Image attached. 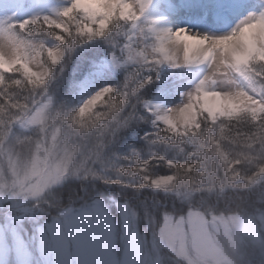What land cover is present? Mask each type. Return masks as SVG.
I'll return each instance as SVG.
<instances>
[{
    "label": "clouds",
    "instance_id": "clouds-1",
    "mask_svg": "<svg viewBox=\"0 0 264 264\" xmlns=\"http://www.w3.org/2000/svg\"><path fill=\"white\" fill-rule=\"evenodd\" d=\"M69 2L51 0L31 20L0 13L30 53L13 59L14 41L0 34V54L13 61L0 73L5 264H22L7 243L22 235L35 248L28 264H264V114L200 111L192 126L168 123L187 102L157 99L165 73L183 65L180 46L158 40L143 19L117 17L97 38L82 11L59 14ZM243 22L264 30V0ZM96 48L99 57L86 60ZM101 61L109 72L82 91ZM248 70L264 84V58ZM199 72L222 91L247 86L219 56ZM165 220L170 234L160 231ZM49 233L77 236L87 257L65 259L51 243L46 250Z\"/></svg>",
    "mask_w": 264,
    "mask_h": 264
},
{
    "label": "rangeland",
    "instance_id": "rangeland-1",
    "mask_svg": "<svg viewBox=\"0 0 264 264\" xmlns=\"http://www.w3.org/2000/svg\"><path fill=\"white\" fill-rule=\"evenodd\" d=\"M117 1L119 0H103L98 3H94V5H81L77 0H70L71 7L69 9V13L65 16L71 15L75 10L82 11L89 19L90 23L96 25V29H104L108 25L112 24V21L115 19L117 14ZM123 5L120 9V12L129 11L132 15H139L143 20H150L145 29L149 31H154V20L161 16L162 9H164L166 0H151L149 7L146 10L141 9V5L145 3V0H120ZM68 3V4H69ZM247 5L252 6V8H256L258 6V0H238L235 5ZM66 4V5H68ZM65 6V5H64ZM51 8V0H21L20 4L12 3L11 0H0V13L8 12L13 15L14 18L24 19L26 16L34 15V14H43L50 10ZM157 15V16H155ZM0 34L7 36L9 40L14 41V54L13 59H22V61L27 62L30 59V53L27 44L21 41L18 37H15L14 33L5 30V26L2 22H0ZM255 53H259L264 58V38L260 39L258 43H256L253 50L246 53L247 56L242 59V62H246L247 66H249V60L251 57L255 56ZM258 57V56H257ZM7 63L9 66H12L13 61L8 60L6 58H2L0 56V64L3 65ZM201 66H188V65H179L177 64L175 68L165 73V84L161 86V90L157 94V99L162 98L164 95H168V98L173 99L174 102H178L185 90L191 89L199 80V69ZM205 96L201 95L195 98L192 101L193 104V114L194 117L199 115L201 111V107L205 105L204 103ZM177 99V100H176ZM252 107V106H249ZM208 107L204 106V111ZM242 105H235L229 107L227 110H224L222 107L219 108L215 112V116H218L221 111L227 115V113L231 112V118L236 117L239 113L243 112L241 109ZM192 109V108H191ZM190 109V110H191ZM189 126H192L190 122H188ZM158 159V158H157ZM158 164L159 160H156ZM165 174V173H164ZM161 174V175H164ZM66 212L71 216L73 209L69 208ZM195 215L193 214V219H195ZM170 225L165 220L160 225V231L165 234H170ZM31 229H29V233ZM23 246L24 252L26 255L18 254L16 249V255L21 260L22 264H28V251H34V245H32L28 241V236L22 235L21 237L16 238ZM58 235L53 233H49L47 240L48 242L58 240ZM9 244L13 245V238L9 237ZM52 251L63 256L65 259H73L76 257L86 258L87 252L84 249L78 248L74 244H67L62 247H58L56 244L51 243ZM47 250V246H46ZM7 251L5 248H0V264H5Z\"/></svg>",
    "mask_w": 264,
    "mask_h": 264
},
{
    "label": "snow or ice",
    "instance_id": "snow-or-ice-1",
    "mask_svg": "<svg viewBox=\"0 0 264 264\" xmlns=\"http://www.w3.org/2000/svg\"><path fill=\"white\" fill-rule=\"evenodd\" d=\"M12 3L20 4L21 0H11ZM151 0H145V3L141 5L142 10H146L149 7ZM238 0H222L221 3L215 6V11L223 15L224 13L232 10L235 7ZM71 4L65 5L59 8L57 11L61 15H67ZM37 14L26 16L24 19L31 20L36 17ZM47 19V17H45ZM22 22V21H20ZM236 25L233 30L216 35L201 32H193L186 27H176L155 29L156 38L162 40L164 38L174 39L175 42L180 46L182 50V57L180 62L183 65L188 66H211L216 62L217 56L209 55L212 49L218 48L222 45L223 41L235 36L237 27ZM2 30V29H0ZM179 35V39L176 36ZM238 46V44H237ZM175 60V58H172ZM118 67V65H115ZM227 66L238 75L247 85L246 87H240L235 92H226L214 86V83H209L207 79L199 80L194 87L183 95L187 96V102L183 104L179 109H174L176 113L175 117H168V123H172L173 119L183 118V114L193 107L192 101L198 96L212 97L210 101L211 107H208L206 111L210 116L215 117V112L222 103L236 102L243 106L242 111H247L253 116L259 115L264 112V84L258 83L257 77L250 73L246 62H242L239 56H231ZM9 65L7 63L0 66V73L4 72ZM109 64L105 61H101L92 68L89 79L85 80L81 84V90L86 91L93 87L98 81L105 78L109 72ZM28 75V73H25ZM252 106V107H249ZM201 111H204V106L201 107ZM221 113L223 112L220 109ZM227 115L231 116L233 113L229 112ZM79 238L75 235L66 237L63 239L54 240L51 242H45L46 247L48 243H54L58 247H62L67 244H73L78 242ZM9 244V239L7 240ZM5 241L0 240V248H4ZM13 245L16 248L18 254L26 255L22 244L17 240L13 239Z\"/></svg>",
    "mask_w": 264,
    "mask_h": 264
},
{
    "label": "bare ground",
    "instance_id": "bare-ground-1",
    "mask_svg": "<svg viewBox=\"0 0 264 264\" xmlns=\"http://www.w3.org/2000/svg\"><path fill=\"white\" fill-rule=\"evenodd\" d=\"M79 4L81 5H94V3H98L99 1L103 0H77ZM190 1V2H188ZM210 1L212 0H205V7L203 9H200V3H198L197 0H184L181 5H174V7H188L186 9H175L172 6H165L164 9H162V14L159 16L155 23L153 30L155 29H163V28H176V27H187L189 30L193 32H201V33H208V34H224L230 31L238 22V20L252 7L249 6L248 9L245 11L246 8H236L230 10L229 16L234 18V23L227 24L223 22V19L219 16V14L216 12L215 19L213 20H207L203 22V19L197 18L199 15H203V13L211 7ZM204 5V2H202ZM209 9L208 11H210ZM190 12H193V15L187 16V14H190ZM207 12V11H206ZM215 20V22H214ZM264 38V30H262L256 23H250V22H243L239 24L236 30L235 36L230 37L229 39H226L223 41L222 45L218 48L212 49V52L209 53V55H215L222 58L224 63H228L230 60V57L235 55L239 56L242 59H244L247 52L254 49L256 43L260 41V39ZM164 44L167 43V38H164L161 40ZM238 44V46H237ZM0 56L3 58V55L0 54ZM9 60V59H8ZM199 78H200V72H199ZM168 95H164L160 100H167ZM212 97H205L204 103L205 107H211L210 101L212 100ZM177 100V99H176ZM239 105L236 102L232 103H222L220 107H222L224 110H227L231 106ZM206 109V108H205ZM208 110V109H206ZM194 118L193 114V107L190 110H187L183 114V120L185 123L191 122V120ZM171 124H175V121L173 120Z\"/></svg>",
    "mask_w": 264,
    "mask_h": 264
},
{
    "label": "trees",
    "instance_id": "trees-1",
    "mask_svg": "<svg viewBox=\"0 0 264 264\" xmlns=\"http://www.w3.org/2000/svg\"><path fill=\"white\" fill-rule=\"evenodd\" d=\"M120 3H121V1L119 0L118 4H117V7H116L117 8V14H116L115 18H117V17L125 18V19H127V20H129V21H131L133 23V21H134V19L132 18L133 16L129 12H125V13L120 12V9H121ZM75 11H77V10H75ZM75 11L73 13H71V15H74ZM111 25L112 24L108 25L104 29H99V30L95 28L94 31H95L96 37L99 38L104 32L108 31V29L111 27ZM100 53H101V49H99V48L92 49V50H90L89 52H87L85 54L86 60L87 59H91V58H97V57H99ZM260 58H263V57H260ZM260 58L256 57V56L251 57V59L249 60V65L252 63L253 60H257V59H260ZM19 60L22 61L21 58ZM154 87L147 89L146 94L151 95L152 92L154 91ZM244 112H246V111H243V112L239 113L237 116L242 115ZM261 114H264V112H262ZM133 138H134V134H130L129 137H128L129 140H131ZM137 143H142V142L138 141ZM156 160H158V159L157 158L150 159L149 160V164H151L152 167H154V168H158V171H160V174H164L165 173L164 172L165 171L164 168L160 164H158L156 162ZM113 211L115 212V209H113Z\"/></svg>",
    "mask_w": 264,
    "mask_h": 264
}]
</instances>
